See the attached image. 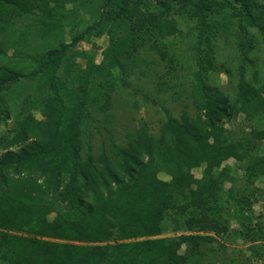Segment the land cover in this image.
<instances>
[{
    "label": "trees",
    "instance_id": "1",
    "mask_svg": "<svg viewBox=\"0 0 264 264\" xmlns=\"http://www.w3.org/2000/svg\"><path fill=\"white\" fill-rule=\"evenodd\" d=\"M79 10L96 20L71 28L57 47L27 53L31 38H56ZM179 18L196 23L193 116L176 119L162 106L156 133L142 123L123 140L113 130L106 144L110 92L145 73L142 50L175 70L164 42L182 34ZM250 30L264 42L259 0H0V55L29 62L0 65V121L10 119L4 95L21 79L23 89L37 81L41 103L23 101L30 109L0 133V264H264V229L251 211L264 179V81L257 71L245 79L254 69ZM221 33L238 45L237 81L222 70L229 90L209 85L212 61L200 48L210 52ZM103 35L108 46L96 62L90 38ZM239 115L251 122L248 136L225 127ZM238 238L248 242L241 262L225 247Z\"/></svg>",
    "mask_w": 264,
    "mask_h": 264
},
{
    "label": "rangeland",
    "instance_id": "2",
    "mask_svg": "<svg viewBox=\"0 0 264 264\" xmlns=\"http://www.w3.org/2000/svg\"><path fill=\"white\" fill-rule=\"evenodd\" d=\"M259 1L264 2V0ZM71 8L72 5H66V9L70 10ZM95 20L93 14H86L84 10H79L76 14L70 13L68 18L64 20L65 26L63 27V32H59L56 38H50L48 41H39L36 38H31V41L26 46V51L27 53L35 55L42 54L43 50L57 47L60 40L68 41L71 28L74 27L77 31H81ZM178 23L182 34L178 37L169 38L164 42V46H166V51L171 58L175 70L172 71L168 68L166 62L160 61L159 56L153 52H145L142 50L141 55L145 56L149 62L145 73L143 72V68H140V71L128 77L127 81L129 86H115L114 90L110 92V113L113 117L110 123L104 124L106 131L103 127L100 136L105 139L106 144V136H109L113 130H115V136H117L118 140H123L126 131H131L139 127L142 123H146L150 130L156 133L165 118V112L161 109L162 106L176 119H179L183 112H186L189 116H193L194 111L191 107L188 89L191 74L195 68V48H199L197 31L195 29L196 23L193 21L182 22L180 18L178 19ZM250 32L254 33L255 36L253 38L255 40L253 44L254 49H251L250 54L254 69H246L245 79L249 80L254 71H257L259 79L264 81V42L262 41V35L258 31L254 32L250 30ZM90 39V42L95 43L97 46L95 61L99 62L102 51L108 46V38L106 35H103L99 38ZM212 39L210 52L207 51L204 45H200V48L203 49L204 53L208 54L212 61L213 68L207 72L209 85L212 87L218 86L223 90H229L233 84L228 81V78L222 73V70L224 68L229 69L232 74L234 73L233 78L237 81L238 73L236 66L238 64V54L235 50L238 49V45L226 33H221V36H215ZM77 49L86 54H92L89 42L79 43ZM11 54V51H7L6 56L0 55V65H9L16 69H21L25 64L28 65L29 62L26 59L22 63L17 61V64H10L8 61L12 58ZM23 82L24 79H21L16 85L10 88L7 95H4L8 101L10 119L6 123L0 121V133L9 129L16 121H19L21 116L25 115L32 104H41L40 96L35 93L37 81L29 83L28 89L22 88ZM161 83L166 84L165 86H161ZM23 101L30 105L29 108H26V111H24ZM33 116L39 121L43 118L40 113H33ZM225 127L235 130L236 135L234 136H248L251 122H246L243 116L239 115L234 121L225 123ZM263 144L264 141L261 142V145ZM225 165L236 170L238 163L230 159ZM192 172L198 178L201 169H193ZM159 178L163 181L168 180V177L162 173L159 174ZM256 186L262 192L252 205V218L254 223L257 222L264 229V179L258 180ZM231 226L236 228V222L232 221ZM261 243H264V237ZM247 246L248 242L240 238L232 239L225 243L227 252L238 262L245 261L246 258H249L246 249Z\"/></svg>",
    "mask_w": 264,
    "mask_h": 264
}]
</instances>
